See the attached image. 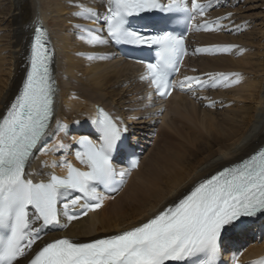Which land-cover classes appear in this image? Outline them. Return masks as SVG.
Segmentation results:
<instances>
[{"label": "snow or ice", "instance_id": "6c2138e0", "mask_svg": "<svg viewBox=\"0 0 264 264\" xmlns=\"http://www.w3.org/2000/svg\"><path fill=\"white\" fill-rule=\"evenodd\" d=\"M212 6V0H170L168 4L107 0L104 12L84 8L74 13L100 26L75 27L86 28L88 42L93 45L111 42L154 49V61L143 62L141 79L149 81L158 96L167 97L176 87L172 76L179 72L187 54L184 38L167 30L150 33L133 28L130 18L160 11L184 13L191 23ZM214 25L220 27L217 21H204L197 27L213 30ZM49 44L47 32L36 27L21 85L0 113V264H218L223 235L236 227L241 217L264 213V147L201 177L170 204L128 228L84 242L68 236H42L46 230L67 228L72 221L100 209L105 199L100 189L117 191L130 169L139 167L134 154H129L133 156L129 169L114 163L127 128L119 117L99 108L92 120L96 139L74 141L75 157L85 168L62 157L51 166L66 167V175L50 172L39 182L30 178L27 168L38 150L64 152L70 148L59 141L52 148L41 147L49 136L67 135L68 129V125L52 123L57 85L54 51ZM233 47H198L195 52H228ZM234 75L238 74L185 76L179 84L182 91L195 95V88L227 86ZM251 264H264V260Z\"/></svg>", "mask_w": 264, "mask_h": 264}, {"label": "bare ground", "instance_id": "6f19581e", "mask_svg": "<svg viewBox=\"0 0 264 264\" xmlns=\"http://www.w3.org/2000/svg\"><path fill=\"white\" fill-rule=\"evenodd\" d=\"M199 2L207 3L208 0ZM241 2L243 0H212L213 6L203 16L195 17L188 38L187 59L181 77L175 82V92L170 98L160 100L153 93L150 82L141 79L145 72L144 64L125 59L111 42L90 44L87 29L75 27L100 26L74 13L84 8L104 12L107 0H0V15L2 20L9 17L12 35L7 46L0 45V113L6 110L21 85L32 33L36 24L41 22L49 30L55 58L58 89L53 125L57 122L68 125L67 135L59 132L49 136L41 147L52 148L59 141L70 148L64 152L52 149L45 153L38 150L27 169L31 173L30 178L47 179L50 172L66 174V167L51 166L53 161L58 162L62 157L80 164L75 157L76 146L68 141L74 142L80 135L93 134L92 120L97 115L98 105L108 109L114 117H119L123 127L129 122L145 124V127L146 122L153 124L150 111L154 101L166 105L163 126L167 125L169 115L174 114L169 120L173 129L162 127L158 131L147 167L146 158H141L139 167L129 172L125 184L115 195L104 193L100 209L72 221L67 228L46 230L42 236L48 239L68 236L82 242L98 237V234H111L128 228L170 204L201 177L214 174L221 166L247 158L264 145V22L255 30H251L246 22H240L243 17L239 7ZM228 13H231L230 17H227ZM204 21H217L220 27L214 25L213 30L197 27ZM196 35L199 37L196 48L235 47L228 52L196 53L192 45ZM2 38L1 34V43ZM8 47L10 50L6 51ZM192 50L198 65L192 76L207 78L206 74L217 73L238 75L231 76L227 86L219 84L216 87L195 88V95L182 91L179 81L184 77ZM89 56L95 58L89 59ZM236 79L238 83H231ZM142 85L147 93L141 90ZM133 92L135 96L131 97ZM182 92L197 99L199 107L190 105ZM203 94L206 95L205 100L200 101ZM135 98L137 101L131 103ZM113 102H116L115 107L111 104ZM158 108L157 114L160 111ZM71 124L76 126L71 129ZM71 130L76 135H72ZM124 138L128 140L126 136ZM129 143L138 152L142 151L137 142ZM128 188L132 190L126 196L127 202L122 205L116 198L120 199ZM109 200L115 203L109 205ZM256 215L250 217H255L249 221L250 224L243 222L227 231V234L233 232L228 236V256L239 264L264 254V235L255 237L253 234L249 238L252 229L261 231L264 228V213Z\"/></svg>", "mask_w": 264, "mask_h": 264}, {"label": "rangeland", "instance_id": "374dc122", "mask_svg": "<svg viewBox=\"0 0 264 264\" xmlns=\"http://www.w3.org/2000/svg\"><path fill=\"white\" fill-rule=\"evenodd\" d=\"M239 7H241V9H242L241 10V14L243 15V17L241 18L240 22H242V23L246 22V24L251 27L250 28L251 30L252 29L255 30L256 28H259L260 26H263V22H264V3L262 2V0H243V2L240 3ZM7 18H9V17H6L5 20H2V16L0 15V35L1 34L3 35V38H2L3 42L2 43L0 42V45L3 44V45H6V46H7V43L10 41V39L12 37V35H11V26L8 25V21L9 20ZM198 40H199V37L197 35L193 37V40H192L193 41L192 45L194 47L193 50L196 49ZM9 50H10L9 47L6 48V51H9ZM193 50L191 52L192 54H190V58H189L190 60H188V64L186 65V71L184 73V77L185 76H189V75L192 76V74H195V72L198 70V65H197V61H196V55L193 54ZM141 90H143L145 93H147L146 90H145V87L143 85L141 86ZM181 94H182V96L184 95V96L187 97V98H185L183 96V98H185L186 101H188V103L190 105H194V106L199 107V103L197 102V99L193 98L190 94L187 95L186 92H182ZM200 95H201V93H200ZM130 96L131 97L135 96V92H133V94H131ZM205 97H206V95L203 94L201 99H200V101L205 100ZM224 99H226V98H224ZM136 101H137V98L133 99L131 101V103H134ZM209 102H210V100H209ZM111 104L114 107L116 106V102H113ZM152 105H153L152 108L154 110L152 109L150 112L153 114V119H154L153 124H152V122H150L149 124L146 122V125L147 126L150 125L149 126L150 128H148L147 126L146 127L143 126L145 124L142 125V124L129 122L128 126H124V127L127 128V131L123 134L124 136H126V138L130 142H134L135 141V142L138 143L139 146H141L142 158H144V159L146 158L145 167H147L150 164L149 160H150V157H151V154H152V150L154 149L155 144H156L158 131L162 127L166 128L167 130L173 129L172 124L170 125L171 122L169 120H171V118H173L174 114L169 115L168 119L166 120L168 126L165 125L166 126L165 127V126H163V120H164L163 116L166 113L165 112V109H167L166 105L165 104L161 105L160 103L157 104V102H155V101H154V103ZM157 108L160 110L158 114H157V112H158ZM134 109H137V108H134ZM155 114H157V115H155ZM70 126H71V129H73V127L76 126V125L75 124L74 125L71 124ZM71 132L73 133L72 135H76V133L73 130H71ZM86 132H89V131H86ZM68 142L72 146L75 145L72 140H69ZM131 190H132V188H128V190L126 192H124L122 197L120 196V199H119V197L116 198L117 201L119 200V202L122 205H124L127 202V197L126 196L130 193ZM116 199H114V200L116 201ZM114 200H109L110 201L109 205H113V202L115 203ZM253 218H255V217H253ZM253 218H250L246 222H248L250 224L249 221L252 220ZM252 232L253 233L249 234V238H252L253 234H255V237L256 236H262V235H264V228L261 231H258V229H252ZM232 233L233 232H231L230 234H232ZM103 235H108V233L98 234V236H103Z\"/></svg>", "mask_w": 264, "mask_h": 264}]
</instances>
